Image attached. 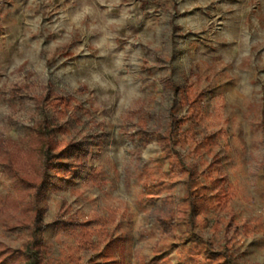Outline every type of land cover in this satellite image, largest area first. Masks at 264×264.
<instances>
[{
	"label": "rangeland",
	"instance_id": "1",
	"mask_svg": "<svg viewBox=\"0 0 264 264\" xmlns=\"http://www.w3.org/2000/svg\"><path fill=\"white\" fill-rule=\"evenodd\" d=\"M191 88L204 92L202 114L176 146L223 178L208 193L210 222L224 216L215 201L229 184L235 219L262 220L234 253L264 264V0H0V264H23L35 215L5 165L43 174L30 137L44 112L64 144L40 203L45 263L187 264L161 247L157 224L172 212L187 219L186 187L148 200L141 180L167 174L157 137L172 113L186 116L180 92ZM202 235L223 239L209 226Z\"/></svg>",
	"mask_w": 264,
	"mask_h": 264
},
{
	"label": "trees",
	"instance_id": "2",
	"mask_svg": "<svg viewBox=\"0 0 264 264\" xmlns=\"http://www.w3.org/2000/svg\"><path fill=\"white\" fill-rule=\"evenodd\" d=\"M168 87L174 94L177 95L179 93V88L175 83L170 82ZM180 93L181 103L187 106L186 116L177 117L172 113L169 117L167 131L157 137V142L161 148V157L168 163V172L165 177L153 182L147 178L141 180L143 183L141 197L142 199L152 200L167 188H173L176 181L182 182L186 187L184 201L188 203L189 215L184 222L178 221L174 212L168 218L162 216L157 218V224L162 231L161 247L169 246L176 248L179 252V260L182 263L238 264L234 253L235 244L241 239V235L255 232L257 225L261 228L262 220L260 218L252 219L240 224L235 219V215L231 212L230 208V202L235 197V190L230 184L227 191L217 196L215 201V207L224 216L216 217L211 222L207 218V208L210 206L208 193L211 185L220 184L223 178L213 176L212 163H203L202 165H205V168L199 170L197 163L188 161L186 156H183L178 150L176 145L182 139L183 124L201 117V103L204 95L202 90L192 88L181 90ZM59 103L61 102L59 101ZM44 106L45 110L48 104ZM44 113L42 120L37 124L36 132L30 137V141L36 145L41 154L43 174L24 176L19 172L18 167L12 164L5 165V170L9 177L13 180H19V182L26 186L31 195L29 204L34 207V219L25 225L30 233V239L20 251L23 264H46L42 248L43 231L47 226L44 221L46 208L42 207L40 203L44 191L55 188L59 175L50 176L48 172L60 164L58 161L59 154L55 148L64 145L56 140V127L50 123L47 112ZM140 123L141 125L146 124L142 119ZM200 147L193 146L187 156L196 153L195 151ZM74 148L77 149L74 153L78 157L81 150H78L77 146H74ZM201 177H204L205 180H202ZM182 225L184 226V230L178 232V228H181ZM208 226L210 231L215 235L223 233V239L215 243L211 240H206L202 235V231ZM82 233L84 234V232ZM82 246V242H79L78 248H74L72 253L80 250ZM72 253L69 252V255H72ZM103 257L108 260L106 254ZM104 264H108V262Z\"/></svg>",
	"mask_w": 264,
	"mask_h": 264
}]
</instances>
